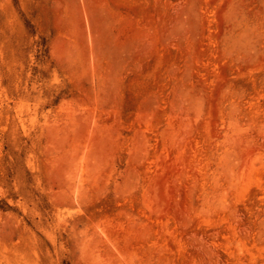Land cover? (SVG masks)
I'll list each match as a JSON object with an SVG mask.
<instances>
[{
    "label": "rangeland",
    "instance_id": "374dc122",
    "mask_svg": "<svg viewBox=\"0 0 264 264\" xmlns=\"http://www.w3.org/2000/svg\"><path fill=\"white\" fill-rule=\"evenodd\" d=\"M0 264H264V0H0Z\"/></svg>",
    "mask_w": 264,
    "mask_h": 264
}]
</instances>
